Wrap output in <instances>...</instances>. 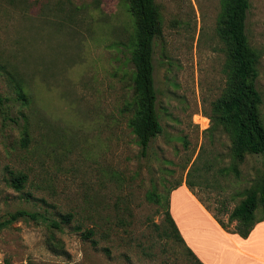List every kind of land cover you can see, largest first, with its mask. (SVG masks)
<instances>
[{"label":"rangeland","instance_id":"obj_1","mask_svg":"<svg viewBox=\"0 0 264 264\" xmlns=\"http://www.w3.org/2000/svg\"><path fill=\"white\" fill-rule=\"evenodd\" d=\"M155 2L162 133L143 153L128 126L133 21L123 0H0V221L27 214L0 231V264H195L163 233L170 190L192 183L227 222L264 182V154L240 161L230 137L209 129L227 81L222 0ZM246 33L264 123V0H250Z\"/></svg>","mask_w":264,"mask_h":264},{"label":"trees","instance_id":"obj_2","mask_svg":"<svg viewBox=\"0 0 264 264\" xmlns=\"http://www.w3.org/2000/svg\"><path fill=\"white\" fill-rule=\"evenodd\" d=\"M123 3L133 21L129 59L132 64V116L128 126L144 153L149 142L162 133L156 111L157 91L153 64L155 39L161 35L160 13L155 0H123ZM249 9L250 0H222L217 34L225 47L227 81L221 95L211 103L209 116V129L220 128L230 137L232 155L240 161L246 154H264V123L260 113L262 97L256 87L258 54L250 46L246 33ZM16 93L19 99L26 100L21 87ZM24 181L23 175H17L11 179V185L19 191ZM185 185L189 190L193 188V184L188 181H185ZM147 198L159 201L157 194H148ZM258 208L263 212L260 217L257 216ZM26 216L24 211L11 213L9 218L0 221V231L16 219ZM213 217L226 232L246 239L255 224L264 221V182L244 193L240 202L228 212L227 222L216 213H213ZM67 220L64 217V222ZM163 221L164 235L179 242L195 264H202L179 234L170 214L169 196L165 203ZM233 223L234 226L230 228Z\"/></svg>","mask_w":264,"mask_h":264},{"label":"crops","instance_id":"obj_3","mask_svg":"<svg viewBox=\"0 0 264 264\" xmlns=\"http://www.w3.org/2000/svg\"><path fill=\"white\" fill-rule=\"evenodd\" d=\"M191 191L181 183L169 195L171 217L187 248L203 264H264V221L243 239L222 229L212 208Z\"/></svg>","mask_w":264,"mask_h":264}]
</instances>
